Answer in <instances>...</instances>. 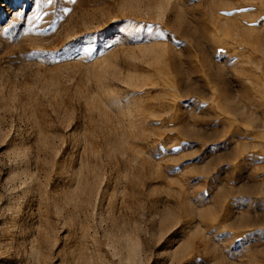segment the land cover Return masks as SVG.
I'll return each instance as SVG.
<instances>
[{
    "label": "rangeland",
    "instance_id": "obj_1",
    "mask_svg": "<svg viewBox=\"0 0 264 264\" xmlns=\"http://www.w3.org/2000/svg\"><path fill=\"white\" fill-rule=\"evenodd\" d=\"M0 264H264V0H0Z\"/></svg>",
    "mask_w": 264,
    "mask_h": 264
},
{
    "label": "snow or ice",
    "instance_id": "obj_2",
    "mask_svg": "<svg viewBox=\"0 0 264 264\" xmlns=\"http://www.w3.org/2000/svg\"><path fill=\"white\" fill-rule=\"evenodd\" d=\"M49 2H50V0H49Z\"/></svg>",
    "mask_w": 264,
    "mask_h": 264
}]
</instances>
